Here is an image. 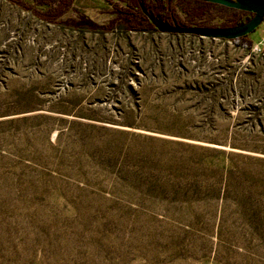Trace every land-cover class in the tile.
<instances>
[{"label":"rangeland","instance_id":"obj_1","mask_svg":"<svg viewBox=\"0 0 264 264\" xmlns=\"http://www.w3.org/2000/svg\"><path fill=\"white\" fill-rule=\"evenodd\" d=\"M121 7L0 0V264H264V53Z\"/></svg>","mask_w":264,"mask_h":264},{"label":"trees","instance_id":"obj_2","mask_svg":"<svg viewBox=\"0 0 264 264\" xmlns=\"http://www.w3.org/2000/svg\"><path fill=\"white\" fill-rule=\"evenodd\" d=\"M10 4L23 9V11H31L33 16L38 20L44 22H52L62 16L66 11L70 10L71 2L73 0H31L32 5H26L20 0H6ZM108 3L112 0H105ZM117 3L123 5L119 8L123 14H129L130 16L137 17L136 13L141 17L138 27L131 26L132 31H157L146 20L144 14L140 11V5L143 6L145 11L153 16L159 17L162 21L169 24H177L183 27H219L225 28L230 26H237L249 18H252L250 12L236 11L235 9L221 7L218 4H212L205 2V0H114ZM34 6L46 7L45 11L40 12ZM175 8L180 9L185 13L187 22L181 21V19L175 13ZM134 12V13H133ZM225 13L227 20L223 24L217 25H204L195 23L198 21L210 20L215 13ZM264 21V20H263ZM232 43L235 47L251 51L252 41L249 39V34L243 37L232 39L227 41ZM230 94V93H229Z\"/></svg>","mask_w":264,"mask_h":264},{"label":"water","instance_id":"obj_3","mask_svg":"<svg viewBox=\"0 0 264 264\" xmlns=\"http://www.w3.org/2000/svg\"><path fill=\"white\" fill-rule=\"evenodd\" d=\"M205 2L218 4L221 7L235 9L236 11L250 12L253 16L247 21L225 28L219 27H183L177 24H169L159 17L153 16L145 11L140 5V11L146 20L159 33H174V35L189 34L205 40L230 41L245 35H250L264 20V0H205Z\"/></svg>","mask_w":264,"mask_h":264},{"label":"crops","instance_id":"obj_4","mask_svg":"<svg viewBox=\"0 0 264 264\" xmlns=\"http://www.w3.org/2000/svg\"><path fill=\"white\" fill-rule=\"evenodd\" d=\"M256 29L255 36L249 37V39L252 41V48L264 53V21Z\"/></svg>","mask_w":264,"mask_h":264}]
</instances>
